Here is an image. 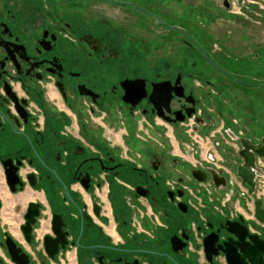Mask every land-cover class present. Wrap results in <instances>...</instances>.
<instances>
[{"label": "flooded vegetation", "instance_id": "1", "mask_svg": "<svg viewBox=\"0 0 264 264\" xmlns=\"http://www.w3.org/2000/svg\"><path fill=\"white\" fill-rule=\"evenodd\" d=\"M246 1L221 5L229 12ZM103 3L129 14L113 18ZM145 3L0 0V264H17L8 238L24 264H264L249 239L264 241L256 217L257 200L264 209V43H246L240 53L227 47L233 33L223 31L224 43L207 50L197 33L169 25ZM151 19L158 38L180 40L175 65L190 56L203 78L189 75L188 86L161 59L153 78L119 73L120 59L136 47L149 56L144 32L129 31H144ZM250 33L239 34L244 45L260 39ZM233 58L256 69L234 73ZM167 126L191 160L172 154ZM250 165L252 193L238 174ZM30 204L37 214L27 239ZM190 208L198 220L189 228L168 224L172 210ZM17 212L12 227L9 215ZM241 232L255 246L252 261Z\"/></svg>", "mask_w": 264, "mask_h": 264}, {"label": "rangeland", "instance_id": "2", "mask_svg": "<svg viewBox=\"0 0 264 264\" xmlns=\"http://www.w3.org/2000/svg\"><path fill=\"white\" fill-rule=\"evenodd\" d=\"M146 6L152 11L153 14L160 15L164 20H166L169 25H179L185 30L193 33H197L199 40L203 46L208 50L212 47V44L219 39L224 43L222 38V32L228 31L233 33L229 38L230 41L227 42V47L238 48L240 53L246 51L247 46L242 43V38L239 34L243 33L244 36L247 32L251 36L253 30H255L253 25L259 21L264 22V0H247L245 6L243 7H232L228 12L224 10L221 5V0H145ZM102 6L103 12H108L109 16L122 20L123 15H128L129 12L125 11L120 7H113L106 5L105 3L100 4ZM135 14V13H134ZM251 17V20L245 17ZM262 16V17H261ZM215 20L216 23H212ZM154 20L149 21L150 26L147 29L141 30V28H131L130 33L140 34L139 32H144L146 35L147 44L149 46V56L142 49L135 48L134 52L127 55V58L120 59L123 71L119 73L121 75L133 76L137 74H144L150 78H153L155 69L158 70L162 65V61L171 62L172 67L175 70L182 73L183 82L188 86H191L193 81L189 75L197 78H203V74L199 69L198 65H191V62H195L190 56L182 57L179 63L176 59L179 55L180 45L179 39L172 36H166L165 39H160L154 33H152L151 25L153 26ZM264 25V23H263ZM264 27V26H263ZM158 30H164L163 28H158ZM165 32V31H163ZM159 33V32H158ZM160 34V33H159ZM250 39V38H249ZM245 39L246 43H251V47L259 46V42L255 40ZM247 41V42H246ZM264 41V40H263ZM75 57L79 62H84V57L77 51H73ZM246 53V52H244ZM244 57L246 55H243ZM157 59V60H155ZM160 59L162 61H160ZM230 68L239 75L250 72L256 68L253 66L248 67L244 63L243 59H232L227 62ZM200 78V79H201ZM254 97V95H252ZM258 95H255L257 97ZM250 100V99H247ZM12 219L10 223L12 227L18 226V212L9 215ZM172 218L169 219L171 226L176 228L186 227L189 228L192 220H198V214L193 209L190 208L186 215L181 214L178 210L174 209L171 211ZM9 223V224H10Z\"/></svg>", "mask_w": 264, "mask_h": 264}, {"label": "water", "instance_id": "3", "mask_svg": "<svg viewBox=\"0 0 264 264\" xmlns=\"http://www.w3.org/2000/svg\"><path fill=\"white\" fill-rule=\"evenodd\" d=\"M237 3L241 4V0H237ZM225 6L227 7L226 2H225ZM254 169H255V166H253V165H250V166H239L238 167V174L241 177H243V179H244L243 183L246 185V187H248V190H249L250 193H252L254 191V187H255V181H254L255 173H254ZM196 178L197 179H203L200 176H198ZM33 210H36V206H33V204H30L29 205V210H28L27 214L25 215L26 222L24 223V225H22L23 233L27 237V239H29V234H30V231H31V224H32V221H33V217H34V215L37 214V212L36 211L33 212ZM256 217L260 221H262V222L264 221V209L261 208V201L260 200L256 201ZM237 234H238V237L242 241L241 249H242V252H243L244 256H246L249 261H252V257H253L252 249L255 248V246L248 247V245H250V243L244 242V238H245L246 233L244 234V232H241V233H237ZM209 237H207L205 240H208ZM256 238L257 237H255V236H249V239H251L254 242V245H257V248H255V249H257L256 255L258 257H260L262 254H264V241H258V239H256ZM214 240H215V238L213 240L210 239L211 244L213 243ZM208 242H207V245L205 244L206 252L208 251ZM7 246H8V253H9L11 259L13 261H15L17 264L18 263L24 264L21 261V259L23 257H26V255L25 254H18L20 249H18L15 246V244L9 238L7 240ZM45 248H46V250H47V252L49 253L50 256H52L56 252L55 248L54 249H50L48 246H46Z\"/></svg>", "mask_w": 264, "mask_h": 264}, {"label": "crops", "instance_id": "4", "mask_svg": "<svg viewBox=\"0 0 264 264\" xmlns=\"http://www.w3.org/2000/svg\"><path fill=\"white\" fill-rule=\"evenodd\" d=\"M264 23V22H263ZM263 23H261L260 25H257V26H254L255 28V31H259L260 32V39H255L256 42H260V43H264V25ZM245 46H247L245 44ZM241 47V46H240ZM150 133H152L155 141L157 140L158 137V134L155 132V131H150ZM125 137L128 138V136H126L125 134ZM166 137H167V140H168V145H169V148L172 150V154H175V155H183L186 159L188 160H191L192 159V156L189 152H186L185 150L181 152V148H182V138H179V134L175 133L173 131V129L169 126L166 127ZM129 143L130 144H133V145H137L138 141L135 139V137L133 136V134H131L130 132V136H129ZM155 145V144H154ZM258 195L263 198L264 200V184L261 186L260 188V191L258 192Z\"/></svg>", "mask_w": 264, "mask_h": 264}]
</instances>
